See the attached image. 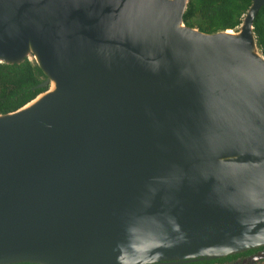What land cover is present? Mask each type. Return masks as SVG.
<instances>
[{
    "label": "water",
    "instance_id": "obj_1",
    "mask_svg": "<svg viewBox=\"0 0 264 264\" xmlns=\"http://www.w3.org/2000/svg\"><path fill=\"white\" fill-rule=\"evenodd\" d=\"M188 0H0V263L155 264L264 244V56Z\"/></svg>",
    "mask_w": 264,
    "mask_h": 264
},
{
    "label": "trees",
    "instance_id": "obj_2",
    "mask_svg": "<svg viewBox=\"0 0 264 264\" xmlns=\"http://www.w3.org/2000/svg\"><path fill=\"white\" fill-rule=\"evenodd\" d=\"M251 0H188L182 14L186 26L212 33L233 29L241 20ZM256 44L264 56V2L252 21ZM41 72L27 59L18 64L0 63V113L15 110L45 87L35 88Z\"/></svg>",
    "mask_w": 264,
    "mask_h": 264
},
{
    "label": "flooded vegetation",
    "instance_id": "obj_3",
    "mask_svg": "<svg viewBox=\"0 0 264 264\" xmlns=\"http://www.w3.org/2000/svg\"><path fill=\"white\" fill-rule=\"evenodd\" d=\"M0 264H37L31 262H9ZM155 264H264V244L220 257L170 261Z\"/></svg>",
    "mask_w": 264,
    "mask_h": 264
}]
</instances>
